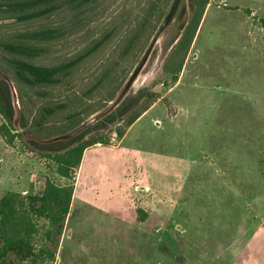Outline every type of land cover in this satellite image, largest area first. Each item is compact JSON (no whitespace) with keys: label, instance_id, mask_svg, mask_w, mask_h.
Wrapping results in <instances>:
<instances>
[{"label":"rangeland","instance_id":"rangeland-1","mask_svg":"<svg viewBox=\"0 0 264 264\" xmlns=\"http://www.w3.org/2000/svg\"><path fill=\"white\" fill-rule=\"evenodd\" d=\"M66 2L54 3L52 13L34 20L0 22V44L19 43L21 33L58 31L40 44L43 52L35 62L47 67L76 59L95 40L105 41L57 88L46 87L38 96L29 92L24 101L5 64L10 55L0 47V80L9 86L13 109L9 129L19 135L11 145L0 136V198L6 192L39 194L46 179L74 187L58 239L46 238V220L37 221L34 247L54 254L37 264H264V0H210L175 83L162 71L178 25L168 27L125 94L156 93L157 107L121 140L115 130L125 122L105 117L163 19L121 62L120 49L148 0H98L77 10ZM111 63L118 67L110 81L83 94ZM112 90L117 92L107 102ZM52 104H64L68 112L46 118L42 128L75 113L85 122L95 120L84 140L109 139L107 146L84 150L72 181L40 156L49 153L41 145L62 141L55 140L61 136L31 135L32 119ZM148 104L142 100L128 115ZM22 112L29 117L24 127ZM87 113L94 114L85 119ZM150 118L159 121L149 123ZM5 123L0 115V126Z\"/></svg>","mask_w":264,"mask_h":264},{"label":"trees","instance_id":"trees-1","mask_svg":"<svg viewBox=\"0 0 264 264\" xmlns=\"http://www.w3.org/2000/svg\"><path fill=\"white\" fill-rule=\"evenodd\" d=\"M62 1L0 0V22L10 20L26 22L37 19L40 16H46L56 9L54 3ZM97 1L67 0L66 4L70 9L77 10L86 4H92ZM209 1L187 0L189 11L188 22L179 40L172 47L162 65V71L165 74L171 75L173 83L177 81L178 75L182 70L185 58ZM169 2L170 0H148L141 19L128 33L124 45L120 49L118 56L121 62L129 54H132L143 36L148 35L147 38H149L152 31L154 32L161 20L165 18L164 13ZM57 32L54 29L35 30L19 34L17 36L21 40L19 43L4 41L0 44L5 53L10 55L5 59V64L11 71L15 90L21 101H24L29 92L38 96L46 94L41 91L46 87L57 88L64 82L65 78L72 76L78 65L85 58L96 52L105 43L103 40L93 41L83 50L84 53L76 59L62 61L50 67L41 64L36 65L35 61L40 58L43 52L40 44L53 40ZM113 64L111 63V67H107L101 72L95 82L88 86L83 94L89 96L92 92L102 89L110 81L111 75L114 74L118 67V64L114 66ZM121 84L120 82L116 84V90L120 88ZM116 90L109 92L106 96L107 102L113 100L117 92ZM144 99L150 101L152 105L160 97L156 93H152L146 89L138 90L134 96H126L114 111L105 117L109 122H125L123 126L115 130L118 140L124 137L126 130L151 106L148 104L141 111L129 116L128 114L134 110L133 108L137 107ZM59 112L67 113V107L64 104H52L42 107L36 119L35 117L32 119L31 125L36 126L37 129L34 130L35 127L31 126V135L38 140H47L66 135L85 122L79 119L78 116L80 114L75 115V113H70L64 118L65 122L55 123L56 125L42 128V124L45 123L46 118L55 117ZM93 114L87 113L85 119H88ZM0 115L6 122L0 126V136L6 144L11 145L19 135L10 133L9 128H13V109L9 86L3 80H0ZM124 117H126L125 120H123ZM28 120L29 117L25 116L24 112H22L19 119L20 125L23 122L24 127ZM89 130L90 128H87L78 136L66 141L62 140L41 145L49 153H43L40 156L49 158L56 164V174L61 178L68 181L73 180L74 177L71 173L73 169H76L80 165L83 152L86 148L95 144L107 146L109 142L107 138L98 137L84 140ZM31 143L40 146L36 141H31ZM73 192L74 187L72 184L56 185L47 179L44 181L43 189L39 194L22 196L14 192H6L0 198V261L4 264H15L18 261L22 262L30 259L31 264H37L46 260H53V253L34 247L33 240L38 233L37 221L40 219L46 220L49 227H47V231L44 233L46 238L52 239L51 237L53 236V241L58 239L62 234L63 224L70 213Z\"/></svg>","mask_w":264,"mask_h":264},{"label":"water","instance_id":"water-1","mask_svg":"<svg viewBox=\"0 0 264 264\" xmlns=\"http://www.w3.org/2000/svg\"><path fill=\"white\" fill-rule=\"evenodd\" d=\"M187 12H188V5L187 6L185 5L184 0H173L172 1L165 18L163 19L161 25L157 29L155 35L153 36L149 46L147 47L142 58L138 62L133 73L131 74L126 86L123 89V91L120 93L118 99L112 103V105L110 107L111 109L116 108L120 104V102L125 98V94H126L127 90L133 85L138 74L140 73V71L144 67L145 63L147 62V60L151 54V51H152L154 45L156 44L158 38L173 23L176 24V26L178 25V27H176L173 34H171V38L169 41L170 43H169L168 47L172 48L176 44V42L179 40V38H180V36H181V34H182L186 24H187V19H186L187 18ZM94 121H95L94 119H90V120L86 121L85 123H83L82 125H80L79 127H77L71 133H69L65 136L63 135V137L61 136V138H57L55 140L71 139L74 136L83 132L89 126H91L94 123Z\"/></svg>","mask_w":264,"mask_h":264},{"label":"crops","instance_id":"crops-1","mask_svg":"<svg viewBox=\"0 0 264 264\" xmlns=\"http://www.w3.org/2000/svg\"><path fill=\"white\" fill-rule=\"evenodd\" d=\"M157 107V103H154L151 107L148 108V110H146V112H144L140 118H138L129 128H128V132L129 130H131L133 128V126L137 125L138 123H142L143 120H145L146 117H148L152 111ZM159 120L157 118H150L147 122L149 123H155L158 122ZM128 132L126 133V135L128 134ZM74 197V194H73ZM73 204V198H72V202H71V206ZM72 207H70L71 210Z\"/></svg>","mask_w":264,"mask_h":264},{"label":"built area","instance_id":"built-area-1","mask_svg":"<svg viewBox=\"0 0 264 264\" xmlns=\"http://www.w3.org/2000/svg\"><path fill=\"white\" fill-rule=\"evenodd\" d=\"M113 140V139H112Z\"/></svg>","mask_w":264,"mask_h":264}]
</instances>
